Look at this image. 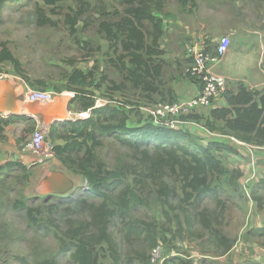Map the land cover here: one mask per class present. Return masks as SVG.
I'll return each mask as SVG.
<instances>
[{"label": "trees", "instance_id": "obj_1", "mask_svg": "<svg viewBox=\"0 0 264 264\" xmlns=\"http://www.w3.org/2000/svg\"><path fill=\"white\" fill-rule=\"evenodd\" d=\"M65 1L42 0L44 6L51 8V15L56 14L58 4ZM71 1L75 4V11L73 15L64 16L70 34H75V26L87 12L96 13L97 31L114 56L111 64L125 82L138 90L149 103H153L151 96L160 94L161 87H164L165 61L162 57L165 52L160 49L165 26L161 14L164 1L121 0L124 7L122 13L107 11L101 0ZM89 1H93V4ZM176 2L181 8H187L195 0ZM34 16L35 24L39 27L56 26L43 9L37 8ZM4 62H9L25 83L29 82L19 61L4 43H0V64ZM92 76L91 72L73 69L64 79L67 89L74 94L72 103L77 102L82 112L89 111L88 117L55 122L49 130L51 139L62 141L52 147L56 159L73 175L82 176L87 184L76 196L57 197L56 206L49 209L50 214L58 216L57 207L65 206L63 220L74 213L77 218L80 216L74 222L65 220L64 236L58 238L60 254L68 258L67 264H98V256L103 251L110 260L108 264H151L147 252L158 247L156 222L134 217L147 207V194L158 201L161 209H174L176 212L175 220H168L169 224L175 225L174 231L167 229L173 232V239L181 232L192 234L195 220L216 244L224 248V252H228L234 241L213 229V219L208 215L209 210L204 203L207 200L215 201L223 208L220 194L224 181L234 192H240L239 179L242 174L236 169L229 170L220 158L221 153L237 154V150L231 144L218 140L202 142L182 126L157 125L153 121L133 124L120 101L115 100L114 106L106 104L96 107L94 95L88 90L93 86ZM37 84L42 86L39 81ZM42 88L39 90L45 91ZM122 88L123 85L119 84L109 90L114 94ZM164 96L170 104L176 100L170 86L165 88ZM223 98L225 106L210 109L204 127L211 133L247 145L264 147V87L250 89L238 82L235 90H227ZM189 118L197 123L202 120L195 115ZM59 129L62 133H59ZM105 136H114L120 145L134 150L136 163H119L113 169L106 170L95 154V148L101 144L99 139ZM8 166L14 165L10 163ZM20 169L27 172L24 167ZM168 176L179 180L178 189L167 183ZM128 178L131 181L128 182ZM260 194H264V180H259L250 190L251 199L261 208L264 195ZM51 198L50 195L46 196L44 201ZM174 199L178 200L177 205H173ZM14 208L23 210L24 207L18 202ZM32 212L31 209L27 210L30 219ZM215 220L218 223V219ZM117 222L120 229H117ZM114 228L119 234L124 233L126 238L143 236L146 246L135 252L133 257L123 256ZM169 263L170 260L163 262ZM37 264L60 263L43 260Z\"/></svg>", "mask_w": 264, "mask_h": 264}, {"label": "rangeland", "instance_id": "obj_2", "mask_svg": "<svg viewBox=\"0 0 264 264\" xmlns=\"http://www.w3.org/2000/svg\"><path fill=\"white\" fill-rule=\"evenodd\" d=\"M101 1L109 12L122 13L124 9L121 0ZM163 1L161 14L165 20H180L184 12L190 14H187L185 18L192 20L193 13L198 11L199 17L198 15L196 17L208 22L206 31L198 33L193 42H199L202 35L206 43L212 41L213 38L228 37L230 39L231 36L229 37L228 32L225 33L223 28L229 29L231 13H237L244 28L247 29V32H242V34L248 35L251 40L261 38L264 68V0H195L194 4L189 3L187 8H181L176 0ZM89 3L93 4V1ZM58 6L56 14L51 15L49 12L51 8L44 6L42 0H0V43H4L13 57L19 61L29 79V82L25 84L26 95L28 89L39 90L43 87L42 89L50 92L54 99L67 101V112H64L59 122L84 119L81 115L86 112L80 110L77 102L72 103L70 97L73 92L67 89L64 80L73 69H80L85 73L91 72L93 75V86L88 90L94 95L95 101L99 100V104L114 106L115 100L120 101L123 102V110L133 124L153 121L152 111L159 105L169 103L164 96L165 88L170 86L173 80L180 81V78L186 76L185 70L190 65L189 60L185 59L189 45L184 47L183 44L180 58L175 59L178 62L164 60L162 78L164 87H161L160 94L151 96L153 103H149L138 90L133 89L128 82L124 81L123 76L111 64L110 60L114 59V56L109 51L107 42L97 31V14L92 11L87 12L75 26V34L71 35L64 23V16L73 15L75 4L67 0ZM37 8L43 9L46 16L55 22L56 26H37L34 16ZM205 13L218 16L221 24L217 19H208L210 17L204 16ZM177 31L173 28L174 33ZM210 48L212 49V46ZM166 49L169 47L165 46ZM251 50L255 58L258 50L257 48ZM173 64H175L174 70ZM231 64L228 61H221L217 68L228 70ZM0 74L21 79L9 62L0 64ZM37 81L41 82L42 86L37 84ZM119 84L123 85L122 90L111 93L109 89ZM229 86L227 82L225 91L215 99L222 97L229 90ZM178 102L181 103L176 99L174 103ZM195 109L188 112L186 116L178 114L169 116L165 120L162 118L161 122H178L177 126L187 129L199 137L202 142L208 139L223 140L237 148V154L221 153L220 158L229 170L236 169L242 173L239 179L240 192H234L228 186L227 181H224L223 191L220 194V203L223 208L215 201L207 200L204 203V207L209 210L208 215L213 219V229L218 230L230 241H234V244L228 252H224V248L216 244L195 220H193L192 234L181 232L176 239H173L172 231L175 230V225L169 224L168 220H175L176 212L174 209H161L158 201L147 194L149 198L147 207L134 214V217L156 222L160 253L154 264H163L165 260H170L169 264H264V232H262L264 231V205L260 208L250 196L252 186L259 180H264V154L252 151L250 147L252 145L228 137L222 138L219 134L209 132L204 125L189 118L194 114ZM159 119L156 118V120ZM43 124L49 126L47 142L50 143L52 150L55 144H61L62 141L50 138L49 130L53 124H48V122H43ZM35 125L31 123V137ZM59 133H62V130L59 129ZM99 140L101 144L95 148V154L106 170L113 169L115 164L119 163H136L134 160L136 152L120 145L114 136H105ZM51 152V157L42 164H48L56 159L53 151ZM14 167L0 173V264H37L43 260H54L60 264H67L68 258L60 254L58 238L64 236L66 229L64 221L74 222L80 219V216L77 218L74 213L72 216L67 215L63 220V215H66L63 213L65 206L57 207L58 216L50 214L49 209L56 206L57 197L76 196L80 189H85L87 184L84 178L73 175L62 167L71 180V189L62 194H53L48 189L38 190L31 170L23 172ZM50 168L55 170L53 166ZM57 168L60 166L57 165ZM129 181L131 178H128ZM166 181L176 189L179 188V180L176 177L168 176ZM49 195H52L51 200L45 202L44 198ZM177 195L181 196L179 190H177ZM18 202L23 204V210L14 208L15 203ZM172 203L177 205L178 200L174 199ZM29 209L33 210L31 219L27 216ZM181 221H183L182 218ZM182 224L185 225L184 221ZM116 225L117 229H120L119 222ZM113 232L123 256L133 257L135 252L143 250L146 246L143 236L140 238L132 235L126 238L124 233L119 234L116 228ZM151 252L152 250H148L147 255L149 256ZM105 253L103 251L99 254L98 264L110 262Z\"/></svg>", "mask_w": 264, "mask_h": 264}, {"label": "crops", "instance_id": "obj_3", "mask_svg": "<svg viewBox=\"0 0 264 264\" xmlns=\"http://www.w3.org/2000/svg\"><path fill=\"white\" fill-rule=\"evenodd\" d=\"M197 12L193 13L192 20L185 18L188 14L185 12L181 14V19L177 21L165 20L163 18L165 26L163 36L160 40V49L165 52L162 57L163 60L174 63L178 62L175 59L180 58V50L184 44V47L189 45L185 59L189 60V64L191 63L190 49L198 43L193 42V40L198 33L206 31L208 24L203 18L200 19V22L199 18L196 17L198 15ZM206 14L203 15L209 16L210 18L208 19H217L218 23L221 24L218 16ZM173 28L178 30L176 33L180 35L174 33ZM220 30L222 29L220 28ZM223 30L225 33L228 32L229 37L231 36L230 39L228 38L230 45L226 53L219 58L218 62L209 66V72L215 77L224 79L226 84L228 82L230 84L229 90H235L238 82H242L250 89L263 88L264 68L262 66L261 38L258 37L255 40H251L248 35L242 34V32H247V29L244 28L243 22L237 13H231L229 29L226 27ZM203 36L199 39H205ZM219 39L213 38L212 41H207L208 45L213 47ZM165 46H168L169 49L165 50ZM254 48L258 50L255 58H253L254 53L251 50ZM221 61H228L232 64L230 68L228 67V70H221L217 68L218 63ZM172 67L174 70L175 64ZM25 84L18 77L5 76L4 78H0V114L2 115L0 116V173L8 168L12 169L8 166L12 163L15 166L12 167L16 170L22 171L20 168L24 167L27 169V172L29 170L33 172V179L37 182L36 185L39 191L48 189L50 193L54 191L57 193H65L71 189V180L65 174L61 163L57 159H53L48 164H34L33 156L28 152L22 151L21 148L31 139V123L36 124L37 121L48 122V124L59 122L64 112H67V101L57 98L53 102L48 103H31L26 98ZM170 87L173 89L175 97L179 101H187L195 97L200 91L199 85L186 77L180 78V81L173 80ZM223 106H225V101L222 96L214 99L207 109L196 108L194 114L202 118L199 124L204 125L209 110ZM221 137L224 138L223 136ZM209 140L216 139H208L206 141ZM218 141L223 142V140ZM250 147L253 149L252 151L264 154V147ZM234 148L237 150L236 147ZM57 165L60 168H57ZM52 166L55 167V170H51L50 167ZM54 173H61L66 178L67 183L58 182L57 180L55 182L48 181Z\"/></svg>", "mask_w": 264, "mask_h": 264}, {"label": "built area", "instance_id": "obj_4", "mask_svg": "<svg viewBox=\"0 0 264 264\" xmlns=\"http://www.w3.org/2000/svg\"><path fill=\"white\" fill-rule=\"evenodd\" d=\"M229 45L230 41L228 37H221L212 47V49L208 43H206L205 39H200V41L190 49L191 63L185 70V75L200 85V91L195 97L187 101H181V103L178 102L172 104L166 103L156 107L151 113L154 119L153 123L169 127H177L178 122L164 123L161 122V119L163 118L165 120L169 116H176L178 114L186 116L188 112L195 108L209 107L212 103L211 101H213L216 97L221 96V94L226 89V82L220 77L213 76L208 70V65L217 63L219 58L226 53ZM4 77V75L0 74V78ZM72 97L73 94L71 93L70 98ZM26 98L31 103H48L54 101V98L50 92L36 89H28ZM95 105L96 107L103 106L101 103L99 104V100L95 101ZM88 113L89 111H87L86 114H82L81 116H84L85 119L88 117ZM0 116L2 115L0 114ZM156 118L160 119L156 120ZM48 128L49 126L37 121L31 139L21 148L22 151L28 152L33 156L34 164H42L52 155L51 145L46 140ZM159 253V246L152 250L150 253V263L154 264L158 260Z\"/></svg>", "mask_w": 264, "mask_h": 264}, {"label": "water", "instance_id": "obj_5", "mask_svg": "<svg viewBox=\"0 0 264 264\" xmlns=\"http://www.w3.org/2000/svg\"><path fill=\"white\" fill-rule=\"evenodd\" d=\"M55 180H57L58 182L60 181V182H63V183H67L66 178L61 173L52 174L48 181H51V182L54 181L55 182ZM51 193H53V194H62V193H57L55 191L51 192ZM50 196H52V195H50Z\"/></svg>", "mask_w": 264, "mask_h": 264}]
</instances>
